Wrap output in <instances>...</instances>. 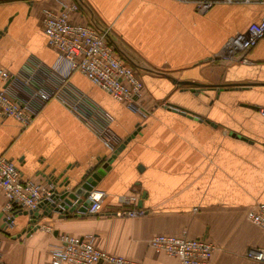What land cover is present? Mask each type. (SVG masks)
I'll return each instance as SVG.
<instances>
[{
	"label": "crops",
	"instance_id": "1",
	"mask_svg": "<svg viewBox=\"0 0 264 264\" xmlns=\"http://www.w3.org/2000/svg\"><path fill=\"white\" fill-rule=\"evenodd\" d=\"M68 4L79 6L73 22L110 28L120 55L135 62L144 112L74 72L60 82L58 94L67 101L81 95L89 117L54 97L26 128L11 118L0 122V157L23 178L56 189L67 182L68 191L138 129L93 189L105 194L101 213L67 219L53 213L41 218L40 230L17 238L28 218H16L13 227L6 223L0 264H50L61 235L91 237L97 249L140 264H177L147 242L182 232L214 245L210 264H264L244 255L248 248L264 249V230L248 220L264 204V37L246 64L218 57L229 38L264 16V4L216 3L198 13L179 0H0V67L12 75L36 69L39 84L56 85L50 69L57 56L42 31L43 10L59 12ZM183 82L196 86L178 85ZM100 116L115 138L110 147L95 126ZM131 196L136 203L121 202ZM140 200L141 216L112 215L128 206L139 209ZM5 205L0 189V226Z\"/></svg>",
	"mask_w": 264,
	"mask_h": 264
},
{
	"label": "built area",
	"instance_id": "2",
	"mask_svg": "<svg viewBox=\"0 0 264 264\" xmlns=\"http://www.w3.org/2000/svg\"><path fill=\"white\" fill-rule=\"evenodd\" d=\"M179 1L193 4L198 13L208 11L216 3L264 4V0ZM72 14H80L77 4L62 5L59 12L43 10L42 31L48 47L57 56L50 69L56 85L46 88L42 82L39 84L36 69L12 75L0 67V122L11 118L22 128H26L42 106L54 97L60 98L71 112L81 117H89V109L85 108L81 95L76 96L73 101H67L58 94L60 82L67 80L74 72L82 74L93 85L127 108L144 112L140 102L144 86L136 74L135 62L128 63L120 55V48L110 40V28H103L92 20L88 23H75L70 18ZM263 37L264 16L258 22L250 23L244 32L229 38L218 57L229 62L246 64L248 53ZM18 83L19 91L15 90ZM261 114L264 115V109ZM95 126L104 144L110 147L115 138L107 121L100 116ZM0 189L6 199L5 219H10L13 211L29 212L37 209L41 202L49 198L54 186L51 183L45 185L23 178L13 162L0 157ZM104 199L103 192L91 191V203L83 215L96 216L101 213ZM136 201L137 198L132 196L121 198V202L129 206ZM129 206L115 211L112 215L134 219L143 214L140 208ZM248 220L264 230V204H257L248 213ZM58 240L59 244L50 253V264H140L97 249L91 237L61 235ZM147 244L153 251L174 258L177 264H210L215 252L211 242L190 238L186 232L179 236L156 235ZM244 255L247 259L264 263L262 248H248Z\"/></svg>",
	"mask_w": 264,
	"mask_h": 264
},
{
	"label": "water",
	"instance_id": "3",
	"mask_svg": "<svg viewBox=\"0 0 264 264\" xmlns=\"http://www.w3.org/2000/svg\"><path fill=\"white\" fill-rule=\"evenodd\" d=\"M180 86H196L194 83L183 82L178 83ZM236 88L244 87L243 85L234 86ZM195 92L196 90H191ZM175 111H178L182 115L187 114V112L179 109L178 107H173ZM138 132V129L129 136L108 158H102L101 162H98L93 168L89 169L85 175L82 177V183L78 188L74 191H68L67 185L68 183H60L57 187L62 188L64 186V190L59 191L55 187L51 191V194L48 199L44 200L39 204L37 209L34 211H16L13 213L10 219H4V222L0 226V229H3L8 225L14 226V221L18 217H27L28 218V228L22 230L21 234L16 235L13 238L20 237L22 234L30 235L32 232L38 231L41 229L39 221L43 217H51L53 213L58 214L59 219H67L73 213L74 215L84 214L86 208L91 203L89 200V194L98 183L101 182L102 178L105 177L106 173L110 170V166L113 160L120 154L125 144L129 142ZM106 158V159H105ZM51 182H49L50 184ZM144 195L142 196V199ZM142 207V201L140 200L138 203V208ZM40 211L42 213L40 214ZM76 217V216H75Z\"/></svg>",
	"mask_w": 264,
	"mask_h": 264
}]
</instances>
